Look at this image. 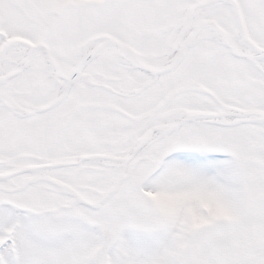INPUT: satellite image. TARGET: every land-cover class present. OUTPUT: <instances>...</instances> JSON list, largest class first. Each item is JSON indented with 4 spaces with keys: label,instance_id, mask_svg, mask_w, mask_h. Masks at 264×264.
Here are the masks:
<instances>
[{
    "label": "snow or ice",
    "instance_id": "6c2138e0",
    "mask_svg": "<svg viewBox=\"0 0 264 264\" xmlns=\"http://www.w3.org/2000/svg\"><path fill=\"white\" fill-rule=\"evenodd\" d=\"M0 264H264V0H0Z\"/></svg>",
    "mask_w": 264,
    "mask_h": 264
}]
</instances>
